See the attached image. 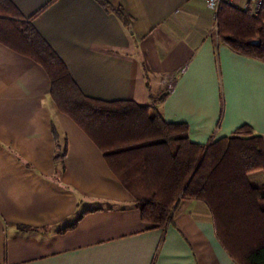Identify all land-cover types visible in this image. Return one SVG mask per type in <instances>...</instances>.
Returning a JSON list of instances; mask_svg holds the SVG:
<instances>
[{
    "label": "crops",
    "instance_id": "crops-1",
    "mask_svg": "<svg viewBox=\"0 0 264 264\" xmlns=\"http://www.w3.org/2000/svg\"><path fill=\"white\" fill-rule=\"evenodd\" d=\"M8 1L32 17L84 96L145 105L152 79L160 90L174 79L159 110L167 123L187 125L190 142L242 125L264 136V62L197 22L212 19L205 0V16L198 0H106L124 9L126 23L95 0ZM54 131L66 142L62 164ZM260 174L250 175L255 185ZM0 264L236 263L202 202L180 200L167 226L146 230L98 146L52 102L42 68L0 44Z\"/></svg>",
    "mask_w": 264,
    "mask_h": 264
},
{
    "label": "trees",
    "instance_id": "trees-1",
    "mask_svg": "<svg viewBox=\"0 0 264 264\" xmlns=\"http://www.w3.org/2000/svg\"><path fill=\"white\" fill-rule=\"evenodd\" d=\"M95 1L105 12L128 21L122 7ZM31 18L25 20L8 0H0V44L42 68L52 102L98 146L110 171L134 199L145 229L167 226L180 200L199 201L236 264H264V183L250 180L251 174L264 175V136L242 125L204 145L190 142L186 124L167 123L162 117L159 106L170 94L166 86L156 94L150 90L145 105L84 96ZM216 24L219 44L264 62V3L256 17L223 6ZM53 133L54 162L62 164L66 142L60 143ZM84 212L66 228L74 227Z\"/></svg>",
    "mask_w": 264,
    "mask_h": 264
},
{
    "label": "built area",
    "instance_id": "built-area-1",
    "mask_svg": "<svg viewBox=\"0 0 264 264\" xmlns=\"http://www.w3.org/2000/svg\"><path fill=\"white\" fill-rule=\"evenodd\" d=\"M264 0H205V7L211 12L214 30L216 31V17L218 11L223 6L233 7L242 11L243 13L250 14L254 17L258 16L261 12ZM174 79H170L169 90L174 87Z\"/></svg>",
    "mask_w": 264,
    "mask_h": 264
},
{
    "label": "rangeland",
    "instance_id": "rangeland-1",
    "mask_svg": "<svg viewBox=\"0 0 264 264\" xmlns=\"http://www.w3.org/2000/svg\"><path fill=\"white\" fill-rule=\"evenodd\" d=\"M195 8L198 11H200L199 12L200 14H202L201 13V10H202V12L205 10L204 9V6H203V0H198ZM203 16H205V15H203ZM197 22L199 24H201V25H206L207 24L208 25V28H209L208 29L209 32L215 34L213 18L211 19V18H209L207 16H205V17H198ZM181 57H183V55H181ZM156 83H157V81L155 79H152L151 80V88H152V92L154 94H156V93H158L160 91V88L157 87V84ZM260 175H263V174L261 173ZM252 182H254V181L252 180ZM253 184L255 185L256 183H253Z\"/></svg>",
    "mask_w": 264,
    "mask_h": 264
}]
</instances>
